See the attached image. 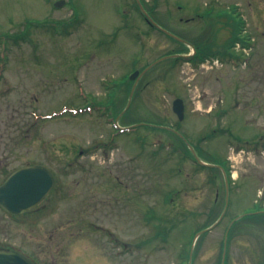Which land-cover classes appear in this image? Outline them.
Returning <instances> with one entry per match:
<instances>
[{
	"label": "rangeland",
	"instance_id": "374dc122",
	"mask_svg": "<svg viewBox=\"0 0 264 264\" xmlns=\"http://www.w3.org/2000/svg\"><path fill=\"white\" fill-rule=\"evenodd\" d=\"M64 1L55 8L53 0H0V36L10 34L0 45V144L33 152L39 143L56 154L54 193L32 215L0 217V240L40 264H221L228 222L255 195L249 200L247 189L228 207L190 259L194 234L224 209L223 180L194 164L172 133L152 126L177 129L203 161L233 163L234 176L263 188L264 142L256 134L264 131V0H141L159 26L196 49L251 54L237 68L228 58L204 67L166 59L148 70L193 50L148 26L135 0ZM71 17L58 30L50 23ZM23 31L28 36L16 45L12 34ZM236 33L247 47L224 48ZM134 71L140 76L129 80ZM176 98L184 102L182 121L172 112ZM86 105L90 111L80 110ZM110 106L120 126H149L113 138ZM254 139L258 147L246 144ZM257 222L233 232L225 264H254L253 247L264 242Z\"/></svg>",
	"mask_w": 264,
	"mask_h": 264
},
{
	"label": "flooded vegetation",
	"instance_id": "af4514ba",
	"mask_svg": "<svg viewBox=\"0 0 264 264\" xmlns=\"http://www.w3.org/2000/svg\"><path fill=\"white\" fill-rule=\"evenodd\" d=\"M54 0L53 4L55 3ZM262 36H264V33H262ZM260 142H264V133L261 134L260 136ZM257 143V147L258 144ZM247 144V143H246ZM51 146H42L41 144H36L34 146V151L33 152H27L26 151H20L19 147L17 146V144H15L14 146H7V145H2L0 144V185H2L15 171L22 169V168H30V167H35V166H44L48 169L49 174L51 175L52 179L54 180L55 184L53 189L51 190V192L49 193V195L35 208L24 212L21 215H13L10 214L8 212H5L1 207H0V217H7V218H15V217H19L22 215H32L36 212H38L40 210L39 207L42 206V204L48 199V197H51L52 194L54 193V189L56 186V154H55V149L50 148ZM28 155V160L25 163H20L19 165H14L15 162H17L20 159H25V157ZM30 155V156H29ZM48 159V160H46ZM230 159V157H229ZM235 166L233 164H229L227 163L225 168H226V172L229 174V177H227V181L226 184L224 183V199L227 197L228 200V207L232 208V204H235L236 201H238L239 198H242L243 195L245 194V191L247 189L250 190L251 194H250V199L251 197L253 198V196L255 195V199L251 200L250 202V209L247 211H240L237 212L235 214H233V216L231 217V219L228 222L227 225V229L232 230V234H231V238H233V232L235 230H241V232H245L244 230L247 229H255V226H257L258 223L257 221L261 222V232H264L263 226H264V186L261 189L258 188H251L249 185V182H246V180L242 177L239 176H234L232 169ZM51 195V196H50ZM215 199L214 202L217 201L218 199V190L215 193ZM263 201V204H262ZM227 207V210H228ZM250 216H260L256 217L258 219H255L257 221H253L250 220V224H245L243 226V224L245 222H243V218L245 217H250ZM239 217V218H238ZM246 220V219H244ZM259 227V226H258ZM257 227V228H258ZM238 245H240V247H243L242 250H244V243L243 242H238ZM231 247H232V240L230 239L228 246H227V253H231ZM2 249H16L19 251H23L25 252L23 249L17 248L9 243L6 242V240H0V250ZM241 250L242 253V257L245 261H247L249 259V257H247L244 251ZM248 252H251L250 248H247ZM29 254V253H28ZM31 256V258L34 260V262L36 264H40L38 262V260L31 254H29ZM252 257H250L252 259V262L254 264H264V242H260L259 245L257 247H253V251H252Z\"/></svg>",
	"mask_w": 264,
	"mask_h": 264
},
{
	"label": "water",
	"instance_id": "95a60500",
	"mask_svg": "<svg viewBox=\"0 0 264 264\" xmlns=\"http://www.w3.org/2000/svg\"><path fill=\"white\" fill-rule=\"evenodd\" d=\"M139 8L142 11V13L146 16L147 20L151 25L156 27L157 29L161 30L163 33L168 35L169 37L181 41L178 37L171 34L170 32L160 28L157 26L150 18L149 16L144 12L141 4L138 0ZM63 4V1L60 2ZM60 4V5H61ZM59 3L56 4V6H60ZM173 58L179 57V55H173L170 56ZM168 57H163L160 60L154 62L152 65H150L146 70L154 66L155 64L159 63L160 61H163ZM145 70V71H146ZM144 71V72H145ZM138 72H134L130 76V80L135 79L138 76ZM143 74V72H142ZM136 85V84H135ZM135 85L132 88L129 102L132 98ZM172 110L177 115L179 120H183L184 117V105L182 99H175L172 103ZM193 152V151H192ZM194 154V152H193ZM196 161L200 165L205 166H211L203 163L200 161L196 155L194 154ZM54 181L49 174L48 170H46L45 167H30V168H23L20 170H17L14 172L7 180L6 182L0 186V206L7 212L13 213V214H21L24 211L30 210L33 207L37 206L50 192L51 188L53 187ZM223 216V214H222ZM220 217V219L222 218ZM219 219V220H220ZM202 232L196 234L195 239L196 240ZM225 243V242H224ZM0 264H33L31 259H29L27 256L13 250H0Z\"/></svg>",
	"mask_w": 264,
	"mask_h": 264
},
{
	"label": "trees",
	"instance_id": "16d2710c",
	"mask_svg": "<svg viewBox=\"0 0 264 264\" xmlns=\"http://www.w3.org/2000/svg\"><path fill=\"white\" fill-rule=\"evenodd\" d=\"M25 36H28V32H26V31L20 32V33H18V35H14V38H15V40L13 39L14 43L17 44L20 40H23ZM239 39L240 38L237 36V33H236V36L233 35L231 39H229L227 42H225V44H223V47L227 49L229 45L235 43ZM225 52H226V50H225ZM225 52L223 50L212 51L208 48L207 49L197 48L196 54L193 57H191L190 59H188L187 61H191L193 64H199L200 62L204 61L206 58H209V57H218L222 60L227 58V57H231L227 52L226 53ZM176 53H181V52H176ZM176 61L178 62V61H184V60L183 59H174V62H176ZM188 154H190V153L188 152ZM199 168L203 169V167H200V166H199ZM210 171H214V170H210ZM170 197L171 196H168L167 198L170 199ZM204 227H206V226H203V228Z\"/></svg>",
	"mask_w": 264,
	"mask_h": 264
}]
</instances>
